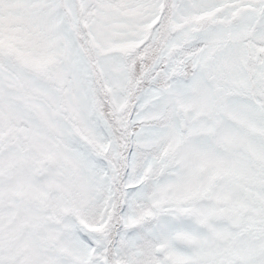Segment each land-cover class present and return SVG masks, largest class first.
Masks as SVG:
<instances>
[{
  "label": "snow or ice",
  "instance_id": "6c2138e0",
  "mask_svg": "<svg viewBox=\"0 0 264 264\" xmlns=\"http://www.w3.org/2000/svg\"><path fill=\"white\" fill-rule=\"evenodd\" d=\"M0 264H264V0H0Z\"/></svg>",
  "mask_w": 264,
  "mask_h": 264
}]
</instances>
